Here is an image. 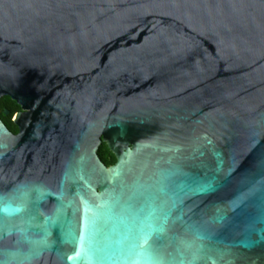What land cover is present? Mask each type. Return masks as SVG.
I'll use <instances>...</instances> for the list:
<instances>
[{
    "label": "water",
    "instance_id": "obj_1",
    "mask_svg": "<svg viewBox=\"0 0 264 264\" xmlns=\"http://www.w3.org/2000/svg\"><path fill=\"white\" fill-rule=\"evenodd\" d=\"M4 94L0 264H264V0H0Z\"/></svg>",
    "mask_w": 264,
    "mask_h": 264
},
{
    "label": "trees",
    "instance_id": "obj_2",
    "mask_svg": "<svg viewBox=\"0 0 264 264\" xmlns=\"http://www.w3.org/2000/svg\"><path fill=\"white\" fill-rule=\"evenodd\" d=\"M6 107L9 109V111L17 108V105L15 102L10 99L6 94L0 95V120L2 123H4L8 128L13 129V127L10 124V121L8 120V116H4L2 114V108ZM96 154L99 158V160L104 164V165H109L112 164L114 161L113 154L107 149L106 145L104 142H100L98 145V148L96 150Z\"/></svg>",
    "mask_w": 264,
    "mask_h": 264
},
{
    "label": "flooded vegetation",
    "instance_id": "obj_3",
    "mask_svg": "<svg viewBox=\"0 0 264 264\" xmlns=\"http://www.w3.org/2000/svg\"><path fill=\"white\" fill-rule=\"evenodd\" d=\"M8 96V95H7ZM9 97V96H8ZM10 99H12L11 97H9ZM14 102H15V100L14 99H12ZM15 104H16V102H15ZM17 105V108H15V109H13V110H11V111H9V109L8 108H6V107H3L2 108V110H6L5 112H2V114L4 115V116H8V120L10 121V124H11V126L13 127V129H11V128H8L4 123V126L10 131V132H12V133H14L15 131H16V126H15V124H14V122L11 120V117H12V115H13V113L15 112V111H18V110H20V108H19V106H18V104H16ZM1 110V111H2Z\"/></svg>",
    "mask_w": 264,
    "mask_h": 264
}]
</instances>
